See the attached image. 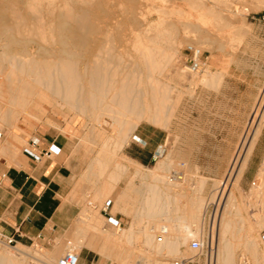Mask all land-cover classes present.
Wrapping results in <instances>:
<instances>
[{
	"label": "rangeland",
	"instance_id": "1",
	"mask_svg": "<svg viewBox=\"0 0 264 264\" xmlns=\"http://www.w3.org/2000/svg\"><path fill=\"white\" fill-rule=\"evenodd\" d=\"M11 1L19 5L21 13L18 14V16L20 15L18 17L14 12L16 10L8 9L7 12L0 11V18H8L11 22L9 24L13 25H10L9 29L0 27V53L5 51L8 54H12L22 50L21 47L4 48L3 45L10 43L12 39L14 42L33 41V47L30 46L29 48H38L39 43L47 48H53V46L58 48L59 45L52 42H56V38L58 37V33L53 30L58 26L56 17L60 13V8H54L56 6L61 7V11H65L64 13H69L80 19L84 18L83 21L87 20V23L85 22L87 28L84 31V36L88 43L96 47L91 55L86 56L81 50L75 51L78 61L75 56L70 58L72 61L68 59V61L75 64L72 65L73 69L74 67L75 69L78 68L81 81L79 78L74 79L75 83L77 84L78 82L80 87H78V90L80 89L77 94L78 96L77 98L75 96V98L85 101L84 104L81 103L83 106L79 105V107H86L85 112L81 113V111H78V108L77 111L72 108L69 109L70 106L67 103L61 102L58 98H53L52 105L43 102L42 106L37 109L38 111L40 110L38 114L41 119L22 116L14 123L12 120L4 121L3 118H0L1 133L5 131L13 133L20 125L42 127L43 129L52 131L59 137H65L64 139H67L69 150L73 153L82 154L80 159L82 165L80 178L82 190L79 199L82 207L72 227L49 244L42 245L35 242L34 244L28 243L23 245L29 247L31 250H37L44 255L46 254L45 256L47 257H53L52 259H55V262L68 251L80 253L83 259L84 253L90 249L96 255V264H117L114 259L105 258L97 252L100 241L94 233H90L87 236L85 239L86 245L82 246L84 239L83 236H79V239L77 237L76 221L81 218L80 214L82 210L87 208L91 212H97L103 217L104 229L118 230V227L116 228L110 222L111 218H115L123 229L128 228L131 223L129 217L125 216L121 211L112 214V207L116 198L127 189L130 180H133L134 188L138 190L137 192H140L137 195L133 193L132 197H138L139 201L143 199L141 193L146 190L145 186L149 184L162 186L148 175H150L149 170L155 167L158 161L167 159L166 163H170V161L172 163L171 168L168 169L170 173L169 171L166 172L167 176L178 175L183 179L180 180L178 185L172 186L173 193L186 195L185 198L178 197L177 202H183L187 205L190 203H187L190 201L189 198L192 197L193 201L197 197H202V204L205 202L202 207H206V210L204 207L202 208V211L205 210V222L202 229L203 232H197L192 237L190 233H184L190 238L181 247L183 254L181 258L163 257V260L162 256H159L156 259L162 263H172L183 259L182 257H187L191 259L190 264H209L211 256H214L216 250V226H213L212 219L218 214L216 213L218 205L213 199L215 196H218V191H220L222 184L226 180L234 157L238 152H242L243 139L249 130L255 110L262 101L261 96L264 94V0H82L83 2L81 0H54V3H52L53 0H49L51 3L45 0L43 4V0H31L32 2L36 1L37 3L34 2L36 5L29 0ZM63 1L66 2L64 3ZM40 4L45 10H42V7L39 6ZM53 4L55 5L51 6ZM86 4L89 5L87 6ZM29 5H35V8L31 6L33 11L30 10L31 7ZM67 5H69V8ZM46 6H49L51 12L54 11L53 16L47 13ZM204 7H209V12L204 10ZM63 8L65 9L63 10ZM37 11L40 14L42 12L44 18L53 19L52 26L46 20L44 22L46 28L44 27V29L43 21H38L41 18L38 16H42V14L40 15ZM132 12H138L136 22L131 18ZM78 14H80L79 17ZM34 15H37L39 19L37 20ZM95 15L96 17H94ZM197 16L200 19L198 21ZM20 17L23 20H19L21 24L18 27L16 25L18 21L15 19H19ZM23 21L25 25L22 24ZM51 27H53L52 36L55 37H53L55 40H51L53 39L50 35L52 33L50 31ZM197 27L201 28L210 38V41L206 44H198L196 40L198 38L196 34ZM39 30H42L41 32L46 34L41 35L42 33ZM44 30H47V32ZM104 34H106L105 38H103ZM108 35L111 39H107ZM44 38H47V40ZM63 38L64 40L66 39V37ZM172 38H176L179 44H177V51L170 67L162 74L158 72H154L153 74L148 71V63L143 54L150 52L152 48H156L157 51L167 48ZM103 39H105V42H103ZM45 41L48 42L46 43L47 46ZM107 41L109 43V47L107 48H111L109 50L112 54L109 53L107 48L108 52L107 50L98 51L100 47L103 50L105 46H108ZM110 41H114L113 44ZM102 43H106L103 45L104 47ZM188 44L201 45L204 51L205 67L199 73H191L187 69L183 50ZM114 47L115 49H113ZM46 58L48 61L57 60L55 55ZM93 60L109 65L108 76L111 75V78L115 76L112 83H115L116 80L115 87L118 91L119 86L122 84L121 82H129V84L135 82L134 85L139 87L144 93L150 92L152 90L151 79H154L153 85H157L161 81L170 83L174 88L171 94V101L174 102L175 107L169 122L166 125H155L153 122L146 120L140 123V125H143V128H149L154 134L159 131L158 129H162L166 135L165 142L162 143L163 153L160 154V157H156L155 160L144 164L142 172L143 174L146 173L145 175H147L148 179L138 176L133 178L136 167L124 155V153H128L132 156H138V153L141 151L135 144H132V141L138 140L135 138L138 127L133 130L123 147L120 150L118 149L117 153L113 155L111 154L115 149L113 146L116 145V141L121 139V125L118 121V118H121V116L111 118L104 115L101 122L94 118L99 111L93 110L92 104L95 106L97 103H91L90 89L88 88L91 76L85 71V64L88 65ZM0 65L2 68L8 67V62H3L0 59ZM208 71L213 76L210 82L208 84L204 83V85L201 82L202 76ZM1 76L0 74V82L3 79ZM226 77L230 79L225 80ZM138 82L140 85L137 84ZM81 89H83L82 95L80 94ZM144 97V94H140L141 99H144ZM31 106L35 107L34 105ZM99 131L102 133L100 134ZM96 134H100L101 136L97 135L100 138L104 137L99 140ZM261 135L264 136V122L259 137ZM14 137L17 139V135L14 134ZM105 142H109L111 147L107 144V147H109L107 149L110 152H108L109 150H105V153L100 154V148L103 147ZM127 145L131 146L126 148ZM21 148L17 147L16 154L21 152ZM252 154L253 151L237 184V188L241 190H239L240 193H238L235 187L231 186V189L235 192L238 204L241 207L243 206V216L245 215V218H249L250 226L254 229L249 239L243 238L239 241V243H242L240 247L235 249L234 264H264V204L262 205V201L260 202L259 199L254 198L256 197L255 189L259 183L257 181L259 180L258 170L264 161V144L259 146L254 157ZM250 159L252 160L249 165ZM99 161L105 162L106 166L102 167ZM116 162L124 166L125 171L120 170L121 177L119 179H112L113 173L119 171L116 169ZM203 179L205 180V184L204 187H201ZM105 189L110 191V194L101 202L99 201V195ZM171 202L175 204L174 199ZM128 203H132V201L129 200ZM137 207H139L138 204ZM140 207L142 206L140 205ZM176 217L177 215L171 214L163 216L162 219H175ZM237 224L240 225L239 222ZM247 233V231H243L242 235H247ZM210 234L212 238L210 236L207 239V236ZM192 239L204 241L202 252H193L191 250ZM76 245L77 247H75ZM4 246H8L7 242L0 235V249L1 247L5 248ZM12 247L14 245L10 246V248ZM138 247V249L144 250V252H149L141 244ZM56 250H59V252L57 255H54L53 253ZM81 264H83V261H81Z\"/></svg>",
	"mask_w": 264,
	"mask_h": 264
},
{
	"label": "bare ground",
	"instance_id": "2",
	"mask_svg": "<svg viewBox=\"0 0 264 264\" xmlns=\"http://www.w3.org/2000/svg\"><path fill=\"white\" fill-rule=\"evenodd\" d=\"M43 1L44 2H42V4L45 3V0ZM34 2L32 3L35 4ZM54 2L55 1L53 0L52 3ZM63 2L65 3L66 1H63ZM32 5H29V7H31ZM54 5L55 4L51 6H54ZM39 6H41V4ZM67 6L69 8V5ZM32 7L31 9L30 8L29 9L33 11ZM41 7H42V10H45L43 9V6ZM54 8L55 9L60 8V13H58L56 17L57 18L56 23L58 26L55 27L54 29L53 27H51L50 31L52 33L50 35H51V38L54 37L52 36L53 30H55L58 33L56 42L52 41L53 44L56 43L59 45V47L56 45L58 48L54 46L53 48L52 47L47 48L45 46H42V44L40 45V43H39L38 48H29L30 46L33 47V44H32L33 41L25 40L23 42H17V41L14 42L13 39L10 41V43L3 45L4 48H7V49L11 47H21L22 48L21 51L19 52L17 51L16 53H12V54H8L5 51L0 53V59L3 62L4 61L8 62V67L2 68V66L0 65V74L2 75L1 77L3 78L2 81L0 82V105H1L0 106V118H3L4 121L12 120L15 123L22 116L28 117V118H34V119H41L39 117L40 115L38 114L40 110L38 111L37 109L42 106L43 102H46L52 105L53 98H58L61 102L67 103L70 106L69 109L72 108V109H75V111H77V108H78V111H81V113L86 111V107H79V105L81 103L84 104L85 101L76 99L78 96L77 94L79 93L80 89L78 90L79 84L78 82L76 84L74 79L79 78L81 81V78L77 70L78 68L75 69L74 67L73 69L72 65H75V64L71 63L72 60L70 58L76 55L75 51L77 50L83 51L85 53V56L89 54L91 55L96 47L95 45L88 43V41L86 40L84 36V31L87 28L85 24V22L87 23L86 19H85L86 21H83L84 18L83 19L81 18L82 19L81 20L80 18H77L74 15H71L69 13H64L65 11L64 12L61 11L62 10L61 7L56 6ZM8 9L16 10L14 12L17 15L14 12H12L16 16H18V14L21 13V8L19 7L18 4H14L11 0H1L0 1V11L7 12ZM49 9L50 8L48 6L46 9L47 13L53 16L52 14L54 13V11L51 12V9L50 10ZM64 9L65 8H63V10ZM203 9L209 12V7H204ZM104 11H107V10H104ZM67 12L69 11L67 10ZM38 13L40 14V12ZM33 14H37V13H33ZM137 14L138 12H132L131 18L135 22L137 21ZM43 15L44 14H42V16H38L39 18L41 17L40 19L37 18V15L36 16L34 15V16L37 18V20L39 19L38 20L39 22L40 20L43 21V25H44L43 28L45 27L44 22H46V20L48 21V23L50 22L52 26V23L54 22V20L46 19L44 18ZM79 15L80 14H78V17ZM21 17L19 19H15L19 22V23L17 22L16 24L18 25V27L20 26L19 24H21V21L19 20L20 19L23 20V18ZM94 17H96V15ZM198 18L199 16H197V21L200 20ZM24 21L22 22L23 25H25ZM9 23L11 22L8 18L7 19L0 18V27H3L6 29L11 25ZM108 27H111V26H108ZM108 29H111V28H108ZM41 31L42 30H39V32ZM44 31L47 32V30H44ZM50 31H48V33H50ZM65 32H68V33H65ZM43 34H46V33H42L41 35ZM196 34L198 37L196 39L198 41V44H206L207 42L210 41V38L199 27H197ZM105 35L106 34H104L103 38H105ZM63 37H66L67 41L66 39L64 40ZM54 38L51 40H55ZM44 39L47 40V38H44ZM91 39H93V37H91ZM107 39H111L109 38V35L107 36ZM104 40L105 39H103V42H105ZM111 42L113 44L114 41H110V43ZM46 43L48 42L45 41V44ZM105 44L102 43V46ZM177 44H179L177 39L172 38L167 48L160 49V51L159 50L157 51L156 48H152L153 47L152 46L151 47L152 49L150 50V52L148 53L146 52L145 54H143L145 57V60H147V63H148V67H147L148 71L152 72L153 74L154 72H158L161 74L164 73L167 70V68H169L170 65L172 64L174 55L176 54V51H177L176 48L178 47ZM107 45L108 46H105V49L103 48L102 50L101 49L102 47H100L98 51H105L107 49L111 50V48H107L109 47L108 41H107ZM198 47L202 49L201 45H198ZM113 49H115V47ZM110 50H109V53L112 54ZM155 51H157L158 53L157 52L155 53ZM107 52L106 54H108ZM52 55H55L57 57L56 61H53V60L48 61V59L46 58ZM68 59H70L71 61H68ZM76 59L78 61V57ZM90 62L91 63H88V65L85 64L86 65L85 71L91 76L90 83L88 86V88L90 89L91 103L92 102L97 103L95 105L96 107L92 104L94 108L93 110L99 111L95 115L94 118L97 121L101 122L103 121L102 116L104 115H107L111 118H118L119 116H121V118H118V121L121 125V131H120L121 139L116 141V145L114 143L115 146L113 147L115 149L113 148L114 151H112L111 154L113 155L116 154L117 153L116 151H118V149L120 150L123 147V145L127 142V139L130 137V134L133 132V130H135L140 125V123L143 122L144 120L151 121L155 125H166V123L169 122V120L171 119L173 115L174 107H175L174 102L171 101L172 100L171 94L174 88L172 87L170 83H164L160 81L157 85H153L154 79H151L150 83H152L151 84L152 90L150 92L144 93V91H142L139 87L134 85L135 82L133 84L132 82L130 84L129 82H124V83L121 82L122 84L120 83L121 85L119 86V91H118L116 90V87H115L116 80H115V83H112V81H114L115 76L112 78H111V75L108 76L109 65L103 62H100V61H96V60L95 61L93 60ZM212 76L213 74H210L209 71L204 73V75L202 76L203 78L201 82L203 84L204 83L208 84L210 80L212 79ZM137 84H139V82ZM82 90L83 89H81L80 91L81 95L83 94ZM140 94H144L145 96L144 99L140 98ZM261 97H262V101L261 103H259L258 107L256 108L255 115L253 114L254 117L252 118L250 122L249 130L247 134H245L246 136L243 139L242 152H238L236 156L234 157L232 164H231L230 171L226 177V180L222 184L220 191H218L219 192L218 196L217 197L213 196L214 197L213 200L216 201L218 205L217 206L218 210H216V213L218 214L215 215L214 219H212L213 224H214L213 226H216V231H215L216 233L215 234L216 235L215 249L216 250H215L214 256H211L212 258L209 261L210 262L209 264H234L235 249L240 247L242 243V242L239 243V241L243 238L249 239L251 237V234L254 232L253 227L250 226V223L248 220L249 218L247 219L244 217L245 215L243 216V210H244L242 208L243 206L241 207L238 204L235 192L231 189V186L235 187L238 193H240L239 192L240 189L237 188V184L239 180L241 179L243 171L245 170L247 166L248 158L251 155L255 147L256 141L259 138L261 128L264 122V94ZM31 105H34L35 107L33 108ZM101 133L102 132H100V134ZM100 134H96V136L97 135L101 136ZM98 138L99 140L102 139L100 137ZM13 139H16V138L13 136ZM106 142L103 145V147L101 146L102 148H100V151H99L100 154L105 153V150L107 151L109 150L107 148L111 147L109 145L110 141L108 143ZM107 144L109 145V147H107L108 146ZM6 145H9V143ZM6 148L7 147H5V149ZM159 151L160 153H157L156 155L157 158L160 157L161 153H163V147H159ZM108 152H110V150ZM16 153L17 152H15V154ZM166 160L167 159L158 161L156 166L149 170L150 175H148L152 177V180L159 182L162 186L158 184H149L145 186L146 190L143 191V193H141L143 199L142 201H139L137 196H136L137 198L132 197L133 193L137 195V193H140V192H137L138 190H136L133 186V182H132L133 180L132 181L130 180L128 182L127 189L124 190V192L118 198H116L114 206L112 207V214H116L117 211H121L125 216L129 217L131 219V223L128 228L123 229L121 227V228H118L117 231L110 230V229H104L103 228L104 220L101 215H99L97 212L93 213L87 208L82 210L81 218H79L76 224V232H77L78 239H79V236H83V239H84L82 241V246L86 245L85 239L87 238V236L90 233H94L100 241L97 252L105 258L114 259L117 264H172V263H162L161 261H158L156 257L162 256V259L163 257H166V258L170 257V258H177V259L181 258V256L183 255L181 252V247L185 245L187 243L188 238H190L188 235L184 233L188 232L190 233V236L192 237L197 232L202 231L204 227V222H205L206 207L203 206L205 210L202 211V208H203L202 205L205 203L204 202L202 204L203 202L202 197H197L193 201H192V197L189 198L190 201H188L187 203L189 202L190 203L189 204L186 203L187 205H185V203L183 202L182 203L177 202L178 197L185 198L186 195L173 193L172 186L178 185L180 180H183V179L181 176H178V175L172 176V177L167 176L166 172L169 171L168 169L171 168L172 163L171 161L170 163H166L165 162ZM130 162L134 164L136 167L133 178L138 176L143 179H146L147 178V175H145L146 173L143 174L142 172V169L144 168V166H142L141 164L135 161L132 162V160ZM99 163H101L102 167L106 166L105 162L103 161H99ZM116 169L119 171L113 173L112 179H119L121 177L120 170L125 171L124 166H122L118 162H116ZM258 178L259 180L257 181H259V183L255 189L256 192L254 191L256 195V197L254 198L259 199L260 202L262 201L263 202L262 205H263L264 204V161H263L262 166L258 170ZM201 184H202L201 187H204V184H205L204 179L201 181ZM254 188H255V185H254ZM109 194H110V191H108L107 189L102 191L99 195V201L102 202L103 200H105L106 197L109 196ZM173 199L175 201V204L171 202ZM129 200L132 201V203H128ZM259 200L257 201L259 202ZM252 202L254 201L252 200ZM255 203L258 204L257 202ZM137 204L139 205V207L140 205L142 207L140 208L137 207ZM201 211L204 213L202 214ZM171 214H175L177 215V217L175 219H171V218L162 219L163 216H169ZM238 222L240 223V225L237 224ZM258 225L260 226V224ZM163 231H166V234L164 235L163 239L160 241L158 240L157 234L163 233ZM243 231L244 232L247 231L248 232L247 235L244 234L243 236L242 235ZM211 238H212V235H211ZM214 238L215 237L213 236V239ZM139 244H141V246L144 247L145 249L149 250V252H146V251L144 252V250L138 249ZM8 246H4L5 248L1 247V249L3 248V250L0 249V264H58V261L60 259L59 258L57 262H55L54 261L55 259L54 260L52 259L53 257L51 258L47 257L45 256L46 254L44 255L43 253L37 250H31L29 247H26L25 245H22V244H18L12 248ZM75 247H77V245ZM182 258L188 259L187 257H182Z\"/></svg>",
	"mask_w": 264,
	"mask_h": 264
},
{
	"label": "crops",
	"instance_id": "3",
	"mask_svg": "<svg viewBox=\"0 0 264 264\" xmlns=\"http://www.w3.org/2000/svg\"><path fill=\"white\" fill-rule=\"evenodd\" d=\"M158 130L154 134L149 128L139 125L135 135L138 140L133 139L135 142L132 141V144L141 151L138 156L124 155L142 166L151 162L160 153L159 147H163L166 139L164 130ZM14 134L17 139H13ZM1 135L0 233L14 237L22 245L35 242L49 244L68 231L80 213L82 154L71 152L65 137H59L42 127L20 125L12 134L5 131ZM33 139H39L37 146L32 145ZM263 139L261 135L254 147L253 157L259 146L264 144ZM52 143L61 149L58 156H44L37 161L25 153L27 149L36 154L43 153ZM17 147H22L19 154H15ZM88 250L83 259L80 255V260L83 264H96V255L93 250ZM58 252L56 250L53 254L57 255Z\"/></svg>",
	"mask_w": 264,
	"mask_h": 264
},
{
	"label": "built area",
	"instance_id": "4",
	"mask_svg": "<svg viewBox=\"0 0 264 264\" xmlns=\"http://www.w3.org/2000/svg\"><path fill=\"white\" fill-rule=\"evenodd\" d=\"M183 54H184V61L187 64V69L191 73H199L204 69L205 67L204 51L200 47L194 44H188L185 46L183 50ZM1 136L2 135L0 133V139H1ZM39 142H40L39 139H33L31 141L33 146H37ZM25 153L26 155L38 161L44 156H58L61 153V149L52 143L48 147V149L43 153L36 154L30 151L29 149H27ZM153 160H155V158ZM110 222L114 226L121 228V224L115 218H111ZM165 234H166V231H163V233H160L158 236V240L161 241ZM211 234L207 236V239L210 238ZM0 235L2 238L6 240L7 245L9 246L17 245V241L14 237L12 236L6 237L2 233H0ZM190 247L193 252H202L204 249V241L199 240V239H192ZM210 249H211V244H210ZM80 261H81L80 253H76L74 251H68L59 259L58 264H80ZM190 262H191V259L183 258V259L172 262V264H190ZM90 264H95V263L91 262Z\"/></svg>",
	"mask_w": 264,
	"mask_h": 264
}]
</instances>
